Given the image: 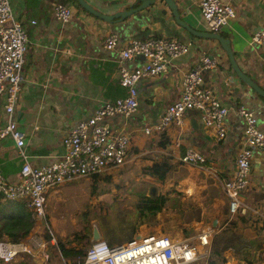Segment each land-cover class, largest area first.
<instances>
[{
	"label": "crops",
	"instance_id": "crops-1",
	"mask_svg": "<svg viewBox=\"0 0 264 264\" xmlns=\"http://www.w3.org/2000/svg\"><path fill=\"white\" fill-rule=\"evenodd\" d=\"M85 1L104 14L123 11L133 4L129 0ZM200 1L174 0L183 21L193 29L206 31ZM223 1L232 5L235 18L219 33L230 40L239 68L264 88V48L251 44L252 36L264 28V0ZM10 3L15 18L23 24L29 37L14 117L24 134L25 151L32 166L48 165L61 158V142L67 133L91 117L104 102L126 95L117 75L118 51L130 39L158 36L188 41L190 50L175 58L167 73L138 83L139 107L134 114L103 120L111 131L126 133L131 140L127 162L109 168L103 178L116 187L130 185L127 190L133 193L135 207L143 197L167 198L163 208L153 214L158 227H153L151 222L144 223L146 232L134 239L165 234L172 239L191 241L200 230H207L210 242L219 234L227 238L233 235L231 240L241 251V257L237 258L240 264H247L243 260L250 253H263L264 222L255 216L254 210L264 208V151H254L248 186L242 196V211L234 216L229 213L222 183L233 174L235 158L244 145V126L236 107L244 105L251 110L258 127L264 130V103L260 104L262 101L237 77L218 40L191 35L177 24L163 0H156L126 20L113 23L78 8L73 0H10ZM57 3L68 4L73 10L72 19L64 25L54 18ZM110 34L117 36L114 50L103 46V40ZM202 56L217 62L215 68L204 70L203 84L211 87L229 109L225 136L219 139L213 128L204 127L196 110L187 111L180 125H172L162 133L146 134L144 129H153L165 108L179 97L183 75ZM143 61L141 57L134 58L128 65ZM186 149L203 154L205 163L201 166L181 163L179 158ZM16 154L10 139L0 142V172L11 182L19 179L21 169V160ZM164 160L171 165L164 183L144 173ZM67 187L64 184L49 193L47 213L51 211L50 200L60 196ZM139 193L144 195L138 196ZM38 232L33 227L26 238H40ZM236 238L239 242L234 241ZM117 244L123 243L113 241L112 245ZM224 252V264L238 263L233 257L238 256L236 252L228 249Z\"/></svg>",
	"mask_w": 264,
	"mask_h": 264
},
{
	"label": "built area",
	"instance_id": "built-area-1",
	"mask_svg": "<svg viewBox=\"0 0 264 264\" xmlns=\"http://www.w3.org/2000/svg\"><path fill=\"white\" fill-rule=\"evenodd\" d=\"M199 9L209 32H220L230 19L235 18L234 8L223 0H201ZM53 12L61 25L73 17L72 7L65 3H57ZM251 44L264 48V28L252 36ZM103 46L108 50L116 49L117 36H107ZM190 47V42L177 38L150 36L130 39L118 51L117 75L119 84L126 89V95L104 102L91 117L80 121L67 133L61 142V158L48 165L32 166L25 151L24 134L14 117L29 37L23 24L15 18L10 0H0V111L3 115L0 119V142L10 139L17 149L16 156L21 160L16 182L9 181L0 172V195L3 200L22 201L33 216L46 221V205L51 191L77 179L102 175L109 168L124 165L131 148L130 136L111 131L103 120L115 115L129 117L134 114L139 107L138 83L167 73L172 61L187 54ZM138 57L144 61L128 65L130 60ZM216 64L213 58L200 57L183 75L179 97L165 108L153 129L145 128L144 132H165L172 125H180L187 111L196 110L204 127L213 128L217 137L223 138L229 109L211 87L203 84L204 70L215 68ZM236 112L244 126V145L235 158L233 174L222 183L231 216L242 211V196L248 186L254 151H264V130L258 127L254 113L244 105L237 106ZM179 161L201 166L206 158L198 151L186 149ZM254 214L264 222V208L254 210ZM195 240L202 246L208 245L210 232L200 230ZM36 251L41 252L44 260L49 258L43 237L32 238L29 242L4 239L0 241V263L8 264L23 255L36 257ZM198 258V249L189 239L149 234L117 245H109L103 239L94 241L79 264H191Z\"/></svg>",
	"mask_w": 264,
	"mask_h": 264
},
{
	"label": "rangeland",
	"instance_id": "rangeland-1",
	"mask_svg": "<svg viewBox=\"0 0 264 264\" xmlns=\"http://www.w3.org/2000/svg\"><path fill=\"white\" fill-rule=\"evenodd\" d=\"M103 177L104 175L94 176V178H81L65 184L68 187L60 193V196L50 200L51 211L48 210L49 213H47L46 218L48 224L45 220H39L33 216V227L38 228V233L46 241L48 259L44 260L41 252L36 251V257L23 255L8 264H73L71 259H65L60 255L57 248L58 239H61L66 247L83 248L86 251L93 242L92 231L94 228L102 234L104 240L109 244L110 240L117 241L118 239H121V243L128 242L140 233H145L144 223L151 222L153 227H158V220L152 214H141L136 209L135 203L132 201L133 193L127 190L130 185L125 184L123 187H116L112 181ZM141 194L144 195L139 193L138 196H142ZM148 195L150 194L148 193ZM145 214H149V217L144 216ZM47 229L51 234L47 232ZM46 234L50 237L49 241L46 240ZM84 235L88 236L89 244L79 243V239ZM229 235L231 234L229 233ZM26 236L21 241L37 238L34 236L26 238ZM232 236L229 238L221 234L216 238L213 236V241L211 238V242L209 241L208 245L205 246L200 245L198 240H191L199 252L198 260L191 264H208L210 257L215 260V264H221L225 257L223 248L236 252L238 256L233 257L235 260L239 259L241 251L231 240ZM236 239L234 241L239 242V239ZM69 240L71 242H68ZM226 256H229L228 253ZM245 260L243 262L247 264H256V262L264 264V250L259 255L250 253ZM240 262L238 261L237 264Z\"/></svg>",
	"mask_w": 264,
	"mask_h": 264
},
{
	"label": "trees",
	"instance_id": "trees-1",
	"mask_svg": "<svg viewBox=\"0 0 264 264\" xmlns=\"http://www.w3.org/2000/svg\"><path fill=\"white\" fill-rule=\"evenodd\" d=\"M73 2L78 8H81L76 3V1L73 0ZM136 5L137 4H135V6ZM170 169L171 165L164 160L160 163H155L151 168L146 169L144 173L155 178L157 181L163 182L166 178L167 172ZM166 199L167 198L162 195L143 197L136 204V209L141 214L150 213L153 215L163 208ZM33 225V213L29 210L26 203L22 201L3 200L2 196L0 195V241L6 239L11 242H19L23 240L27 234H30ZM47 232L49 233L48 230ZM46 240H50L49 235L46 236ZM113 241L114 240H110L109 245H112ZM117 241H121V239H118ZM68 242H71V240ZM79 243L84 245L89 244L88 236L84 235L81 237V239H79ZM57 248L60 252V255L65 259H71L73 264H79L85 258L86 251H84L83 248L76 249L66 247L61 239L57 240ZM224 263L225 259H222L221 264ZM208 264H215V260L210 257L208 259Z\"/></svg>",
	"mask_w": 264,
	"mask_h": 264
},
{
	"label": "water",
	"instance_id": "water-1",
	"mask_svg": "<svg viewBox=\"0 0 264 264\" xmlns=\"http://www.w3.org/2000/svg\"><path fill=\"white\" fill-rule=\"evenodd\" d=\"M77 4L85 10L87 13L102 19L106 22L113 23V22H121L129 18L131 15L137 14L138 12L150 7L155 3L156 0H135L133 2V6L131 5L129 8L116 12L114 14H104L92 6H90L85 0H75ZM167 7L171 10L177 24L187 30L191 35L196 36V37H205V38H210V39H216L222 46L223 50L226 52L228 58H229V63L231 65L232 70L235 72L237 77L255 94L254 97H257L260 101V104L263 105L264 103V88L261 87L257 82L251 79L249 75L243 72L241 68L237 65L234 54L232 52L231 48V43L228 38H224L221 36L220 33H212L208 31H199L196 29L191 28L185 21L181 19L178 7L176 6V3L174 0H163ZM135 4H137L135 6ZM215 225L216 223L213 222ZM92 238L93 242L94 241H99L101 240V235L98 232L96 228L93 229L92 231Z\"/></svg>",
	"mask_w": 264,
	"mask_h": 264
},
{
	"label": "clouds",
	"instance_id": "clouds-1",
	"mask_svg": "<svg viewBox=\"0 0 264 264\" xmlns=\"http://www.w3.org/2000/svg\"><path fill=\"white\" fill-rule=\"evenodd\" d=\"M207 31V30H206ZM209 32V31H208ZM212 33H214V32H212ZM219 33V32H218ZM105 174V173H104ZM104 174H102V175H100V176H103ZM98 176V175H97ZM94 177V176H93ZM92 178V177H91ZM81 179V178H80ZM67 184V183H66Z\"/></svg>",
	"mask_w": 264,
	"mask_h": 264
}]
</instances>
